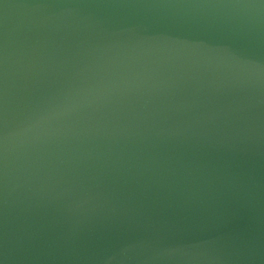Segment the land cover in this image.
I'll list each match as a JSON object with an SVG mask.
<instances>
[{
  "label": "water",
  "instance_id": "95a60500",
  "mask_svg": "<svg viewBox=\"0 0 264 264\" xmlns=\"http://www.w3.org/2000/svg\"><path fill=\"white\" fill-rule=\"evenodd\" d=\"M0 264H264V0H0Z\"/></svg>",
  "mask_w": 264,
  "mask_h": 264
}]
</instances>
